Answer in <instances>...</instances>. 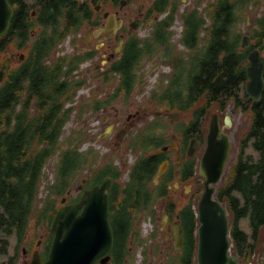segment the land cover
<instances>
[{"label": "flooded vegetation", "instance_id": "1", "mask_svg": "<svg viewBox=\"0 0 264 264\" xmlns=\"http://www.w3.org/2000/svg\"><path fill=\"white\" fill-rule=\"evenodd\" d=\"M221 1L9 0L14 10L7 31L0 36V70L5 62H8L9 69L5 79L0 81V88L13 72L24 65L29 59L31 51L43 48L46 38L49 39L52 35L66 34V37H62V41L53 45L51 50H59L68 38L69 44L73 48L72 52L87 57L86 60L89 63L86 71L90 72V75L88 78L86 74L83 77H86L87 80L95 79L96 84L93 93L79 101V107H86V114H90L91 117L96 115L97 119H100L101 130L98 139L111 144L113 146L112 152L116 153L121 150L130 129L153 109V101H156L154 96L156 97V92H158L155 91L151 99L139 100L140 89L135 84H128L126 72L128 68L130 73H143L145 58L133 63V57L142 56L139 51L142 47L152 50L151 54L146 56V60H152L153 65L167 64L172 68V72L164 74L161 79L189 78L191 73L188 68L189 51L202 50L205 54L206 50L213 49L216 44L211 43L212 36L205 29H201L198 42L191 45L183 42L181 38L184 36L183 32L187 17L193 12V8L197 4L204 2L206 7L212 9ZM183 4L185 8L181 12L180 7ZM206 7L204 11H198V14L206 20L204 28L215 23L212 18L214 13L211 9L206 10ZM245 8L241 9V12L247 13L244 31L242 35L240 33L238 36V41L233 45L232 52L233 60L237 63L238 70L245 78L239 91L232 99L227 101L225 108L223 107L224 102H215L214 111L209 108L201 117L198 125H195L192 129L189 128V125L184 133L173 134L175 137H173V142H179L180 144H177L178 148L170 146V149L174 150L177 157L180 158V162H178L177 157L173 159L167 155L162 160V162L168 160L167 169L156 181L157 169L152 180L154 185H163L165 181L170 190H176L182 182H189L190 179H186V173L190 171V158L194 157L188 155V147L191 142L198 143V150L203 145L206 146L210 133L211 117L214 113L216 114L217 138L219 140L222 138V134L227 133L230 136V141L233 142L231 135L234 131L243 130L238 142H244L243 139L246 137L251 124L253 104L255 103L248 95L245 87L246 82L249 80L250 53L257 49L264 59V22L261 21L264 12L260 13L258 11V5H250V11L245 10ZM185 12H187L186 18L183 17ZM178 17L182 19L183 27L179 42L176 43L173 40V27ZM216 22L220 24L221 21L216 20ZM238 24L239 21L235 17V21L231 25L237 27ZM12 27H14V31L10 33ZM170 33L172 37L168 38ZM220 35L221 30L219 29L218 39H220ZM244 37H247V46L244 45ZM139 40L141 41L139 42ZM24 51H27V53ZM55 58L51 55L47 61L52 62ZM141 77L143 81H146L144 76ZM120 85L119 96H122L124 101L129 104L125 118L119 108H115L112 103V99L116 97ZM263 95L264 90L261 100ZM98 101L105 102L101 110L95 108ZM132 108L133 111H129ZM158 108L160 109V111H157L158 114L161 112L166 114L168 110L173 111V105H170L167 101L163 104L159 103ZM113 109L115 110L114 113L110 112ZM75 116L77 117L76 114ZM108 117L111 118L112 123L110 124H107ZM239 118L240 120H238ZM246 118L251 120L248 128L245 129L244 126H239V124L244 125ZM86 121L85 118L84 124H86ZM171 122L173 123L172 120ZM234 136L236 140V135L234 134ZM185 142H188L187 146H185ZM166 150L164 151L166 152ZM108 164V159L103 160L94 170L90 171V175L87 173L81 179V183L78 184L81 194L72 199L69 190L61 198L60 204L61 206L64 203L62 201L64 198H66L65 203L77 202L85 190L100 185L107 177L112 178L109 189L110 219L112 225V217L115 219L117 230L113 225L114 243L108 259L103 262L100 258L95 264H135V255L140 248L144 255V264H198L197 229L194 234L190 233V229L182 223L178 211L171 213L168 209L170 204L167 196L160 195L156 200L155 208L156 212L162 213L163 224L169 231V235L163 237L159 235L161 231L159 229L158 214L147 216L145 210H138L140 207H126V203L120 199L116 202L115 197L123 192V188L116 187V179L112 175L108 174L100 181L95 180L96 173ZM172 166H174V179L166 181L165 176L171 178L169 170ZM176 183H178V186H176ZM151 187H153V184ZM128 195L133 197L132 194ZM46 200V198L40 200L38 186L35 189L33 212L28 217L27 225L22 227L19 220H0V264H45L53 240L50 228L47 229L46 227ZM18 213L23 214L20 210H18ZM165 215L168 216L167 219L164 218ZM145 218H150L154 224L153 230L147 236L141 233L140 230V225ZM176 223H179L183 230L182 247L180 249L176 247L174 236L173 226ZM120 230H122L121 234ZM260 237L254 234L247 235L248 246L246 250H241L236 238L232 237L231 252L239 257V264H253V253L255 251L264 252V235ZM164 246H167L166 250L163 248Z\"/></svg>", "mask_w": 264, "mask_h": 264}, {"label": "trees", "instance_id": "2", "mask_svg": "<svg viewBox=\"0 0 264 264\" xmlns=\"http://www.w3.org/2000/svg\"><path fill=\"white\" fill-rule=\"evenodd\" d=\"M250 5H260V0H222L211 9L215 23L206 28L205 18L198 14L199 4L188 17L187 12L183 13L187 22L181 40L190 45L198 42L201 29H205L212 36L211 43H215L216 47L206 50L205 54L202 50H190L189 78L172 77L165 87L162 82L154 99L160 104L167 101L181 111L190 110V129L200 123L201 117L215 102H224L225 108L227 101L237 94L245 79L232 57L233 45L237 43L240 34L234 37L231 35V24L235 17L238 21L246 18L247 13L241 12V9L246 7L245 10L250 11ZM216 20H220V24ZM261 21L264 22V17ZM13 31L14 27L10 33ZM62 37H66V34L46 38L43 48L31 51L24 65L13 72L0 88V220H19L22 227L27 225L28 217L33 212L35 189L43 180L44 167L58 154L57 181L48 186L46 196V224L51 222L56 212V198L71 189L77 176L85 170H94L103 160L108 159V166L96 173L95 180L100 181L108 174L116 179V187L123 188V192L116 195V202L120 199L126 203V207H140L138 210H145L147 216H155L156 200L160 195H165L170 204L168 209L171 213L177 210L182 223L194 234L198 224L194 207L196 202L191 201L178 210L176 202L169 196L167 182L154 185L152 181L167 156L164 151L146 154L149 148L159 147L164 142L159 137L145 134L141 142L134 143L133 146L142 149L145 155L132 166L130 180L125 183L120 181L121 167L110 156L101 154L94 147L81 149L88 139L84 128L75 129L64 137L65 126L73 114L76 112L77 118L82 119L87 113L86 107L69 105V102L76 101L78 91L87 82L86 77H78L76 73L87 57L80 53L56 57L51 48L59 44ZM171 37L170 33L168 38ZM139 51L142 56H134L133 63L152 52L143 47ZM51 55L56 58L48 62ZM126 77L130 85L142 82L145 86L147 83L137 72L130 73L128 68ZM120 90L121 85L114 98L119 97ZM104 104V101H98L95 108L101 110ZM243 141L239 142L232 175L217 189L216 197L227 205L232 237L236 238L241 250H246L247 235L250 234L240 226L243 217L250 216L252 234L259 236L261 231L264 233V95L261 101L253 104L251 124ZM251 142L258 154L256 157L246 154ZM187 144L185 142V146ZM173 169L174 166L169 170L171 178L164 177L166 181L174 179ZM196 173L197 161L190 158V171L186 173V179H192ZM195 193L198 195L201 191ZM18 210L23 214L18 213ZM112 222L117 230L113 217Z\"/></svg>", "mask_w": 264, "mask_h": 264}, {"label": "water", "instance_id": "3", "mask_svg": "<svg viewBox=\"0 0 264 264\" xmlns=\"http://www.w3.org/2000/svg\"><path fill=\"white\" fill-rule=\"evenodd\" d=\"M13 6L9 0H0V36L4 34L13 15ZM247 46V37H244ZM251 64L248 67L249 80L246 91L253 101H260L264 90V59L259 50L250 53ZM9 69L5 62L0 70V81L4 80ZM172 121L179 112H170ZM218 125L216 114L211 117L210 133L205 150L199 159L198 176L203 179V191L196 202L198 218V264H239V257L231 253V224L227 207L216 197L218 183L222 180L231 158L233 142L227 133L217 138ZM175 138V137H174ZM178 148L177 142L172 144ZM168 146H164L166 150ZM198 143L191 142L188 155L195 156ZM180 162V158H177ZM168 160H164L157 172L160 177L167 169ZM92 174V173H91ZM111 177L105 178L100 185L86 190L80 200L65 203L56 212L50 225L53 234L50 252L45 264H95L102 258L105 262L113 248L114 230L110 221L109 189ZM176 186L178 184L176 183ZM168 218L167 215L164 217ZM176 247H182L183 230L179 223L174 226Z\"/></svg>", "mask_w": 264, "mask_h": 264}, {"label": "rangeland", "instance_id": "4", "mask_svg": "<svg viewBox=\"0 0 264 264\" xmlns=\"http://www.w3.org/2000/svg\"><path fill=\"white\" fill-rule=\"evenodd\" d=\"M205 3L199 4L198 9L203 10L205 8ZM185 8V5L183 4L180 7V11L182 12ZM208 9H211V7H206ZM258 11L260 13L264 12V0H260V5H258ZM246 21V18H244L243 21L239 20L238 26L231 27V35L234 37L235 34L242 35L244 31V23ZM183 27V21L180 17H178L174 23V35L173 40L174 42H179L180 35L182 32ZM143 36V35H142ZM73 50L72 46L69 44V39L67 38L63 44L62 47L59 48V50L54 51L55 56L59 57L64 54H69ZM27 53V51H24ZM73 53V52H72ZM87 60L83 62V65L80 66V69L78 70L77 76H85L87 75V78L90 75V72L86 71V68L88 67ZM143 73H140V76H144V79L146 80L145 86L141 83H137L136 85L140 89L139 94V100L144 101L145 99H151L154 96L155 91L160 90V85L163 82V86H167V83L170 82V80H163L161 79L164 74H169L172 72L171 66H168L167 64L163 65H153L152 60H146L144 59V68ZM96 80L95 79H88L86 84L80 88L78 91V95L76 97V101L69 102V105L71 106H79V101L83 100L88 97L91 93H93V89L95 87ZM113 106L115 108H119V110L122 112V115L124 118L127 115V109L129 108L128 102L124 101L122 96L112 99ZM154 107L152 110H150L146 115L143 116L142 120L138 124L132 127L130 129L129 135L126 137L125 142L122 144V148L120 151L113 153L112 148L113 146L109 143L102 142L98 139L99 135H94V132L96 129H100V119H97V116L94 115L93 117L90 116V114L84 115V118L86 117V124H84L83 119H78L75 116V113L71 117V119L68 121V123L65 126V132L64 137L68 136L71 131L78 129V128H84L86 130V133L88 134V139L85 141V144L83 145V148L86 149L88 147H94L98 152L100 151L101 154H104L106 156H110L111 159L115 161V164L121 167L122 170V176L120 178V181L125 183L130 180V174L132 166L135 164V162L142 156L145 155L144 151L140 149L139 147L133 146L135 142H141L142 138L145 134H148L150 137H159L160 140H163L159 147L149 148L146 154H153L159 151H164L163 146L168 145V149L166 150V153L168 157H171L173 159H176L177 155L174 152V150L170 146L173 143V134L177 133H184V130L189 127L192 120V112L190 110L181 111L177 108H172L174 110H178L180 112V115L177 119L171 122V116L169 114L165 113H157V111H160L158 108L159 103L157 101H153ZM215 105H213L210 110L214 111ZM112 108V106H110ZM114 108V107H113ZM35 111V108L33 109ZM114 109L110 112L114 113ZM129 111H133V108ZM126 112V113H125ZM247 119V118H246ZM240 120V118L238 119ZM250 118L244 121V128H248L250 124ZM107 124L112 123L111 118L108 117ZM101 130V129H100ZM183 130V131H182ZM243 130L240 131H234V133L231 135V139L233 141V150L231 152V158L227 164L225 173L223 175L222 180L218 183V188L222 186L224 181L229 180L230 176L233 172L234 163L238 156L239 151V142L238 139L241 135ZM236 135V140L235 136ZM180 143L178 142V145ZM204 145L198 150L196 156L194 158L198 162V159L201 157L203 151H204ZM165 152V151H164ZM246 154H252L254 157H256L258 154L253 148V143L251 142L249 147L246 149ZM58 158L59 155L56 154L54 157H52L46 164L43 170V180L40 183L39 186V195L40 200L43 198H47V194L49 192L48 186L51 183H56L57 181V164H58ZM87 171V172H86ZM87 173L90 174V170H85L82 174L77 176L75 179V182L73 186L71 187L70 191V198L75 199L80 194L81 191L78 189V184L81 182V179L87 175ZM202 191L203 190V179H200L198 174L189 180V182H182L181 186L177 188L176 190H170L169 196L172 200H174L177 204V209L179 210L182 206L187 205L191 201L194 203L198 199L200 193L196 195V191ZM67 193L65 192L64 195ZM63 195V196H64ZM63 196H60L56 198V207L58 208L61 204V198ZM157 203V202H156ZM196 209V208H195ZM156 214L159 215V229L161 232H159V235L168 236L169 231L165 228L163 224V215L161 212L157 211ZM230 216V213H229ZM50 223L46 224L47 229H49ZM241 228L246 231L248 234H252V226H251V218L250 216L243 217L240 221ZM154 228L153 221L150 218H145L143 223L140 225L141 233H143L145 236H147ZM264 233L261 231L260 236H263ZM262 238V237H260ZM259 238V239H260ZM45 239V238H44ZM172 241V239H171ZM165 250L167 249V246L163 247ZM264 251V250H263ZM136 263L135 264H144V255L142 253V249H138L135 255ZM253 264H264V252H258L255 251L252 255Z\"/></svg>", "mask_w": 264, "mask_h": 264}]
</instances>
